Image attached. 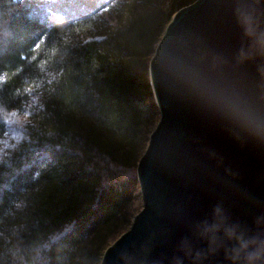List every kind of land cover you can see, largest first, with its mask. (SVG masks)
I'll use <instances>...</instances> for the list:
<instances>
[{
	"label": "trees",
	"instance_id": "obj_1",
	"mask_svg": "<svg viewBox=\"0 0 264 264\" xmlns=\"http://www.w3.org/2000/svg\"><path fill=\"white\" fill-rule=\"evenodd\" d=\"M194 1L0 0V264H100L130 227L150 60Z\"/></svg>",
	"mask_w": 264,
	"mask_h": 264
},
{
	"label": "water",
	"instance_id": "obj_2",
	"mask_svg": "<svg viewBox=\"0 0 264 264\" xmlns=\"http://www.w3.org/2000/svg\"><path fill=\"white\" fill-rule=\"evenodd\" d=\"M142 209L100 264H264V0H195L149 64Z\"/></svg>",
	"mask_w": 264,
	"mask_h": 264
},
{
	"label": "rangeland",
	"instance_id": "obj_3",
	"mask_svg": "<svg viewBox=\"0 0 264 264\" xmlns=\"http://www.w3.org/2000/svg\"><path fill=\"white\" fill-rule=\"evenodd\" d=\"M107 1V5L109 7L113 6L115 3L122 1V0H106ZM172 0H162L161 5L163 6V8L165 10H168L170 5H171ZM106 9V8H105ZM105 11V10H104ZM101 14H107V12L101 13ZM174 15V14H173ZM108 16V14H107ZM156 127V126H155ZM148 145V144H147ZM147 148V147H146ZM146 150V149H145ZM145 152V151H144ZM143 152V153H144ZM143 155V154H142ZM140 190V188H139ZM131 209L133 211V213L136 215L137 213H139L142 209V199H141V194H140V198H138L137 200L134 201V203L131 206ZM134 215V216H135ZM129 228H123L121 231H119L118 233H116L115 235L107 238V242H106V249L113 244V242L118 239L120 237L121 234H123L125 231H127ZM105 249V250H106ZM105 252V251H104ZM104 254V253H103Z\"/></svg>",
	"mask_w": 264,
	"mask_h": 264
}]
</instances>
